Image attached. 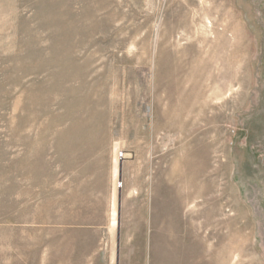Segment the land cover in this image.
I'll return each mask as SVG.
<instances>
[{"label": "rangeland", "instance_id": "obj_1", "mask_svg": "<svg viewBox=\"0 0 264 264\" xmlns=\"http://www.w3.org/2000/svg\"><path fill=\"white\" fill-rule=\"evenodd\" d=\"M0 264H264V0H0Z\"/></svg>", "mask_w": 264, "mask_h": 264}, {"label": "bare ground", "instance_id": "obj_2", "mask_svg": "<svg viewBox=\"0 0 264 264\" xmlns=\"http://www.w3.org/2000/svg\"><path fill=\"white\" fill-rule=\"evenodd\" d=\"M115 173L118 174L119 173V161L118 159L115 162Z\"/></svg>", "mask_w": 264, "mask_h": 264}]
</instances>
